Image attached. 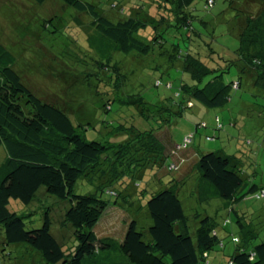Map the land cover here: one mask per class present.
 <instances>
[{
  "label": "trees",
  "instance_id": "16d2710c",
  "mask_svg": "<svg viewBox=\"0 0 264 264\" xmlns=\"http://www.w3.org/2000/svg\"><path fill=\"white\" fill-rule=\"evenodd\" d=\"M33 1L42 4L46 0ZM63 1L77 10V23H82L79 15L85 13L93 18L91 26L97 29V36H89L91 47L100 54L93 65L98 72L96 83L90 85L92 93L102 95L100 108L108 112L119 102L133 106L137 112L131 115L125 113L127 109L116 111L114 117L104 121L109 123L112 136L121 137L118 141L88 140L81 129L96 126L90 122L75 124L66 108L46 95L45 89L42 92L26 81L16 57L0 41V147L5 145L7 150L0 164V264L19 258L10 245L22 243L47 264H204L207 251L216 244L225 245L217 230L216 215L196 214L195 227L189 222L181 194L193 178L197 199L221 198L222 208L235 213L237 224L244 230L243 237L233 236L236 248L228 264H264V241L249 246L256 232L243 223L235 208L248 193L264 199V185L244 176L239 155L222 148L199 154L194 174L180 179L159 177L157 172L148 174L156 167L158 171L163 168L167 175L183 168L184 153L196 145L200 128H207L209 123L201 121L195 123V128L186 127L176 140L167 128L177 125L185 109L193 107L195 101L207 108L225 109L232 100V91L240 89L244 80L264 96V0H221L223 8L210 21L193 14L196 0H164L166 9L158 18V24L164 27L155 29L150 42L137 35L140 26L147 24L144 21L132 16L112 21L97 11L93 2ZM215 5L216 0H206L204 9L210 12ZM230 10L231 20L222 19ZM195 19L203 25L225 20L235 23L230 29L239 43L233 58L224 60V66L202 59L207 42L195 40L190 48L188 40L185 47L181 46V26L185 29L182 38L185 32L191 36ZM169 31L173 33L170 38ZM155 50L161 56L158 62L151 61ZM115 53L139 59L136 72L150 65L149 69L161 68L163 75L170 78L174 69H181L188 73L189 80L183 81L180 90L172 95L160 94L159 100H148L140 90L144 85L140 83L142 76L136 75L137 84L132 86L123 75L130 72L121 71L119 61L111 63ZM232 66L237 67L239 77L226 82L223 74ZM161 84L160 79L154 82L156 86ZM165 85L174 87L170 81ZM138 119L147 123L142 126L145 128L135 125ZM223 122L216 114L215 131L207 134L206 140L218 137L226 126ZM80 178L96 181V192L75 193ZM245 185L247 192L243 191ZM104 193L114 201L103 198ZM47 194L65 203L61 208L62 223L68 227L71 241L74 239L68 248L66 240L55 232L56 226L52 231L54 209L48 204H43L46 208L42 224L36 227H28L26 214L11 207L13 200L30 207ZM121 202H133L136 210L145 209L151 225L143 230L133 217L121 239L98 235L97 228L107 219L110 209ZM228 223L229 219L223 224Z\"/></svg>",
  "mask_w": 264,
  "mask_h": 264
},
{
  "label": "rangeland",
  "instance_id": "374dc122",
  "mask_svg": "<svg viewBox=\"0 0 264 264\" xmlns=\"http://www.w3.org/2000/svg\"><path fill=\"white\" fill-rule=\"evenodd\" d=\"M86 1L96 4L97 11L112 21L132 16L146 22V25L142 24L137 30V35L146 42H150V38L154 37L155 29L164 27V25L158 24L160 11L166 9L163 5L164 0ZM205 2L206 0H196L193 14L208 21L209 18H214L213 16L220 12L223 3L221 0H216L215 7L209 12L204 9ZM229 12L221 18L231 20L233 13L232 10ZM76 14H78L77 10L67 5L63 0H46L42 4L33 0H0V41L16 57L15 62L18 64L20 74L26 81L40 87L42 92L45 89L46 95H50L52 100L54 99L57 104L66 108L75 124L90 122L96 126L95 129H81L86 133L88 140L118 141L121 137L112 136L109 123L104 121L114 117L116 111L127 109L125 113L132 115L136 109L119 102L114 103L113 108L108 112H104L100 108L102 95L96 96L92 93L90 85L96 83L95 77L98 76V72L95 71L93 65L94 61L100 59H98L100 54L98 55V52H95L91 47L89 36L91 35L92 38L97 36V29L91 26L93 18L90 15L80 14L82 23H77L74 20ZM234 25L235 23L229 24V20L218 24L203 25L199 19H195L193 30L189 31L191 36L185 32L182 38L181 35L185 29L184 26H181L182 33L179 35V41L181 46L185 47L189 40L190 48L194 47L195 40L207 42V46L203 48L201 54L202 59L208 64L216 65L220 62L224 66V60L233 58L235 48L239 43L238 37L230 29ZM172 35L171 31L167 33L169 38ZM186 38L187 40H185ZM153 53L151 61H160L161 56L156 55L157 51L155 50ZM114 61H119L122 67L121 71L130 72L123 75L130 79L128 80L132 86L137 84L136 75L142 76L140 83L142 82L145 86L142 85L143 88L140 90L148 100L157 101L160 99L158 98L160 94L172 95L176 90H180L183 81L189 80L188 73L181 69H174L170 78L163 75L161 68L149 69L150 65L140 68L136 72L137 68L135 67L138 66L139 59L132 55L115 53L111 63ZM132 69L134 72L131 71ZM230 69L223 74L226 82L239 77L236 66H232ZM83 72L87 74L85 75ZM158 79L162 80V84L156 86L154 82ZM168 81L172 82L174 87L167 88L165 84ZM130 90L133 91L134 87H130ZM255 92L256 96H254ZM259 92L244 80L240 89L232 91V100L225 109L207 108L195 101L193 107L185 109L183 116L175 123L177 125L167 129H170L173 140H176L179 139L186 127L192 125V128H195V123L208 122L207 128H200L195 141L196 145H192L191 148L197 150L198 154L222 148L228 153L239 155L244 165V176L249 177L253 182L264 185V96L259 95ZM41 96L43 95L41 94ZM216 114L221 115L226 126L218 132V137L214 140H206V135L213 134L215 131ZM143 121L138 119L135 125L140 124L141 128H145L142 126L147 123H142ZM129 123H131L130 119ZM248 140L250 143H247ZM6 156V147L2 145L0 147V164ZM189 158H191V163L190 166H186L188 167L187 171L184 169L185 165L181 164L180 167L183 168L180 171L178 169L177 172H170L168 175L163 168L158 171L159 167L152 169L151 172L148 171V174L157 172L156 176H167L166 178L175 176L178 179L187 175L191 176L195 172L194 164L199 157L197 155L195 160V156L187 154L186 157L180 159L184 161ZM104 178L107 177L104 176ZM194 184L195 179L193 178L186 184L181 194L191 226L195 227L196 214L216 215L217 230L225 245L222 247L221 243L216 244L213 249L207 251L205 254L207 261L204 264H228L229 258L236 248L233 236L243 237L244 230L237 224L235 213L222 208L221 198L197 199L193 193ZM95 185L96 181L89 182L85 178H80L75 185V193L96 192ZM153 186H157V184ZM243 191L247 192V185L243 187ZM130 192L134 196V189ZM103 198L112 202L115 199L108 193H104ZM43 204H48L46 206L54 209L52 231L54 232L56 226L55 232L63 241L66 240L65 246L68 248L74 239L71 241L68 227L62 223L61 208L65 203L59 201L55 196L47 194V196L36 200L30 207L14 200L11 207L20 214H26L25 220L28 227H36L42 224L46 208ZM235 208L242 216L243 223L249 225L256 232V236L249 241V246L252 247L264 241V199H257L254 194L248 193L242 201L235 205ZM109 212L107 219L97 228L98 235L103 237L112 236L117 240L121 239L127 224L133 217L138 219L143 230L151 225V219L146 210L142 208L136 210L133 202L131 204L121 202L112 207ZM227 219H229V223L224 225L223 223ZM61 224L64 225L63 228ZM27 246L23 243L10 245L14 256L19 258L4 264H47L36 251L30 250Z\"/></svg>",
  "mask_w": 264,
  "mask_h": 264
},
{
  "label": "crops",
  "instance_id": "0c3cea01",
  "mask_svg": "<svg viewBox=\"0 0 264 264\" xmlns=\"http://www.w3.org/2000/svg\"><path fill=\"white\" fill-rule=\"evenodd\" d=\"M187 154H188V155H192V157L195 156V160H196V156H197V155H198V157H199V154H198L197 150H194V149H192V148L189 149L186 153H184V156L186 157ZM190 160H191V158L187 159L186 162H185V164H184V165H185L184 169H185L186 171L188 170V167H186V166H190V165H189V164L191 163ZM197 161H198V160H196V162H197ZM195 164H196V163H195ZM195 164H194V165H195ZM184 169H183V170H184Z\"/></svg>",
  "mask_w": 264,
  "mask_h": 264
},
{
  "label": "built area",
  "instance_id": "2783aa9c",
  "mask_svg": "<svg viewBox=\"0 0 264 264\" xmlns=\"http://www.w3.org/2000/svg\"><path fill=\"white\" fill-rule=\"evenodd\" d=\"M262 194L264 195V191H262Z\"/></svg>",
  "mask_w": 264,
  "mask_h": 264
}]
</instances>
